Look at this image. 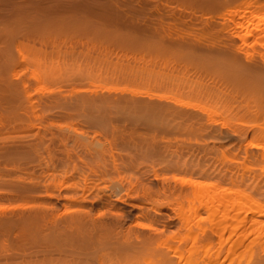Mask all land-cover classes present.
<instances>
[{"label":"rangeland","instance_id":"rangeland-1","mask_svg":"<svg viewBox=\"0 0 264 264\" xmlns=\"http://www.w3.org/2000/svg\"><path fill=\"white\" fill-rule=\"evenodd\" d=\"M74 1L0 0V218L45 206L39 197L49 183L54 196L62 182L87 176L91 192L122 186V229L135 244L133 235L150 234L151 244L121 254L109 245L86 251L82 240L60 244L0 226V264H264V210L247 202L264 209V115L254 114L261 101L234 79L250 68L246 52L261 73L264 61L259 47L239 51L224 19L243 0ZM164 32L180 42L170 44ZM76 136L99 147L90 153ZM102 151L107 164L114 156L116 171L88 159ZM186 179L209 184L208 194L201 198L181 184ZM73 199H53V215L72 214ZM245 201L258 213L243 211Z\"/></svg>","mask_w":264,"mask_h":264},{"label":"bare ground","instance_id":"bare-ground-1","mask_svg":"<svg viewBox=\"0 0 264 264\" xmlns=\"http://www.w3.org/2000/svg\"><path fill=\"white\" fill-rule=\"evenodd\" d=\"M66 1V0H65ZM98 1V0H97ZM128 1V0H127ZM212 1V0H211ZM223 1V0H222ZM225 1V0H224ZM229 1V0H228ZM6 2V1H5ZM17 2V1H16ZM74 2H80L81 1H74ZM85 2V1H84ZM160 2V1H159ZM203 2V1H202ZM207 2V1H206ZM211 3V2H210ZM214 3V2H213ZM220 3V2H219ZM225 3V2H224ZM7 4V3H6ZM162 4V3H161ZM198 4V3H197ZM222 4V3H220ZM91 5V4H90ZM93 5V4H92ZM153 5V4H152ZM25 6V5H24ZM34 6V5H33ZM77 6V5H76ZM76 6H73V7H76ZM58 7V6H57ZM72 7V6H71ZM80 7V6H79ZM101 7V5H100ZM104 7V6H103ZM153 7V6H152ZM159 7V6H158ZM227 7V6H226ZM60 8V7H59ZM193 8V7H192ZM228 8V7H227ZM103 9V8H102ZM156 10L159 11V9L156 7L155 8ZM104 10V9H103ZM195 10V9H194ZM193 10V11H194ZM106 11V10H105ZM157 12V11H156ZM16 13V11H15ZM158 13V12H157ZM156 13V14H157ZM161 13V12H160ZM10 14V13H9ZM173 14V13H172ZM158 15V14H157ZM164 15H165V12H164ZM171 15V14H170ZM226 15V14H225ZM160 17H162V15L159 14ZM224 16V14H223ZM165 17V16H163ZM166 17H168V14L166 15ZM205 17V16H204ZM112 18V17H111ZM169 19H171V17H168ZM172 18L174 19V16L172 15ZM176 18V16H175ZM226 18V19H225ZM146 19V18H145ZM168 19V20H169ZM177 19V18H176ZM224 19L225 20H228L232 23V29H233V35L235 36V38H237L239 41H240V46L238 47L239 51H242V47L247 45L249 47H252V48H257L259 47L260 50L258 51L262 61H264V0H243L242 3L239 5V7H234L233 10L229 11L228 14L226 15V17L224 16ZM212 20V19H211ZM144 21V20H143ZM146 22H148L147 20H145ZM199 21H201V19H199ZM198 21V22H199ZM61 22V21H60ZM162 22V21H161ZM167 23V22H166ZM196 23V21H195ZM207 25V22H205ZM148 24V23H146ZM145 24L146 26V29L147 28H150V27H147V25ZM158 24V22L156 23ZM155 24V26H156ZM224 24V23H223ZM52 25V24H51ZM130 25V24H129ZM150 24H148L149 26ZM49 26V25H48ZM47 26V27H48ZM153 26V24H152ZM154 26V27H155ZM214 26V25H213ZM221 26V25H220ZM81 27V26H80ZM136 27V26H135ZM142 27H143V24H142ZM160 27V25H159ZM164 27V26H163ZM162 27V28H163ZM181 27V26H180ZM223 27V26H221ZM75 28V27H74ZM157 28V26H156ZM161 28V27H160ZM161 28V29H162ZM169 28V27H168ZM211 28V27H210ZM165 29V28H163ZM221 29V28H220ZM151 30V29H149ZM170 30V28H169ZM167 30V31H169ZM173 30V28H172ZM175 30V29H174ZM195 30V29H194ZM222 30V29H221ZM220 30V31H221ZM45 31V29H44ZM55 31V30H54ZM153 31V30H152ZM163 31V30H162ZM165 31V30H164ZM171 31V30H170ZM178 31V30H177ZM180 31V30H179ZM6 32V31H5ZM95 32V31H94ZM108 32V31H107ZM149 32V31H148ZM151 32V31H150ZM161 32V30H160ZM96 33V32H95ZM113 33V32H111ZM119 33V32H118ZM145 33V32H144ZM163 33V32H162ZM162 33H157V35H162L164 36V34L166 32H164V34ZM171 32H169L170 34ZM177 33V32H176ZM108 34V33H107ZM169 34H165L166 35V38L168 36L171 37V35ZM195 34V33H194ZM114 35V34H113ZM117 35V34H116ZM128 35V33H127ZM154 35V34H153ZM168 35V36H167ZM175 35V34H174ZM108 37V36H107ZM113 37V36H112ZM115 37V36H114ZM134 39V37H132ZM148 38V37H147ZM168 38V42H170V44L172 45H177L176 43L180 42V38H179V41L174 38L170 39ZM30 39V38H29ZM115 39H117V37H115ZM160 39V38H159ZM174 39V40H173ZM112 40V39H111ZM175 41V43L173 41ZM183 40V39H182ZM185 40V39H184ZM192 40V39H191ZM199 40V39H198ZM39 41V40H38ZM49 41V40H48ZM51 41V40H50ZM121 41V40H120ZM177 41V42H176ZM190 41V39H189ZM195 41V40H194ZM229 41V40H228ZM60 42V41H59ZM58 42V43H59ZM167 42V43H168ZM196 42V41H195ZM201 42V41H200ZM231 42V40L229 41ZM162 43V42H161ZM33 44V43H32ZM199 44V43H198ZM231 43H229L230 45ZM145 45V44H144ZM181 45V44H180ZM197 45V44H196ZM196 45H194L195 47H197ZM226 45V44H225ZM224 45V46H225ZM33 46V45H32ZM168 46V44H167ZM202 45H200L201 47ZM204 46V45H203ZM209 46V45H208ZM232 45H230L229 47H231ZM44 47V46H43ZM226 47V46H225ZM190 48V47H189ZM219 48V47H218ZM228 48V46H227ZM12 49V48H11ZM208 49V48H207ZM220 50V49H218ZM177 51V50H176ZM200 51V50H199ZM199 51H197L199 53ZM222 51V50H221ZM12 52V51H11ZM205 52V50H204ZM197 55V53H196ZM198 56V55H197ZM24 58V57H23ZM22 58V59H23ZM245 60L248 62L247 64H249L250 68L248 69H245L244 71L241 72V74L238 76V73L236 71V73H233L236 74L238 76V78H236V76L234 77V79H236L238 82H235L238 84V86L240 87V90L241 92L246 95V96H252L254 97L256 100H260L261 101V105L262 107H259L258 109H255V112L254 114H257V113H260L261 115H264V73H261L260 71H257L256 70V67L251 65L249 61L252 60L253 58V52H246L245 53ZM225 60L227 59L226 56L224 58ZM222 59V61H225ZM227 61V60H226ZM231 61L230 59L228 60V62ZM233 61V60H232ZM231 63V62H229ZM233 63V62H232ZM235 64V63H234ZM238 64V63H237ZM230 65V64H229ZM233 65V64H231ZM230 65V66H231ZM243 65V64H242ZM8 66H10L8 64ZM238 68L237 70L240 71L239 69V66L236 65ZM248 66V65H247ZM255 67V68H252ZM240 67H241V64H240ZM227 68V66H226ZM232 68V67H230ZM236 68V67H235ZM243 68V67H242ZM228 70V68H227ZM264 70V69H262ZM235 72V71H234ZM236 80H233V81H236ZM13 81V80H12ZM11 82V81H10ZM17 84V83H16ZM14 86V85H13ZM236 86V87H238ZM27 88V87H26ZM76 91V90H75ZM83 94V93H82ZM29 96V95H28ZM107 99V98H106ZM104 100V103L105 101L107 100ZM102 100V99H101ZM100 101V100H99ZM82 102V101H81ZM91 103L93 101H90ZM98 102V100L96 101ZM103 102V101H102ZM99 103V102H98ZM74 105V103H73ZM95 104L92 103V106H94ZM102 105V103L100 104ZM145 105V104H144ZM148 105V104H147ZM71 106V105H70ZM98 106V105H97ZM119 106V105H118ZM142 106V105H141ZM182 106V105H181ZM72 107V106H71ZM70 108V107H69ZM98 108V107H97ZM120 108V106H119ZM143 108V107H142ZM154 108L156 109L155 111L157 112H160V113H169L170 116L171 114L175 115L176 111L172 110V109H169V108H166L164 106H160V105H156V107L154 106ZM117 109V108H116ZM152 110V109H151ZM104 112V111H103ZM106 112V111H105ZM81 115V114H80ZM173 115V116H174ZM92 118V117H91ZM190 118V117H189ZM95 120H97V118L95 117ZM94 120V121H95ZM93 121V120H92ZM198 122V121H197ZM145 125V124H144ZM264 134V133H262ZM82 136V135H81ZM83 137V136H82ZM79 138V139H78ZM262 138H264V135H262ZM64 140V139H63ZM74 140H79V144L82 145V147H85L87 148V150L90 152V150H94L95 148H98L99 147V142L98 141H95V139H93L92 141L88 142L87 139H80V137H77L74 139ZM69 141L66 139V142ZM71 141L73 142V140L71 139ZM62 142H65V141H62ZM84 142H87L84 143ZM64 144V143H62ZM65 145V144H64ZM81 147V148H82ZM257 148V146H256ZM12 150V149H11ZM87 151V152H88ZM14 153V152H13ZM91 153V152H90ZM89 153V154H90ZM101 154L99 153H95V155L92 157H88L91 158V161L93 160L95 163L99 162L101 164H96L97 166H100V167H113L112 169H114V171H116V167H117V164H116V161H115V158L114 156L111 154L110 155V158L108 159V161L111 159V163L112 164H107V160L104 159V154H105V151H102L100 152ZM40 159V158H39ZM38 159V160H39ZM87 159V160H88ZM90 160H88L89 162ZM106 162V163H105ZM86 163V162H85ZM68 165V164H65V166ZM91 165L92 164H82V167L83 168H91ZM178 165V164H176ZM63 166V168L65 167ZM72 167V170L75 169V167L71 164L70 165ZM127 166H129L127 164ZM182 166L185 168L187 166V164H182ZM192 167H195V169H198L200 170V167L198 165L196 166H193L191 165ZM67 167V170L69 169V165L66 166ZM109 167V168H110ZM189 167V166H188ZM62 168V169H63ZM61 169V170H62ZM71 169V168H70ZM210 169V168H208ZM65 172L67 170H65V168L63 169ZM89 170V169H88ZM92 170V169H91ZM105 170V169H104ZM55 171V170H54ZM64 171H62L64 173ZM75 171V170H74ZM118 171V170H117ZM221 171H224V172H220L217 171V173L220 175L222 174L223 176L226 175V173L228 172L227 170H221ZM60 172V171H59ZM61 172V173H62ZM69 172V171H68ZM155 172V171H154ZM62 173V174H63ZM82 173V172H80ZM29 174V173H28ZM54 174V173H53ZM57 174V173H56ZM83 174H84V171H83ZM58 176H60V174H57ZM66 175V174H65ZM80 175V174H79ZM21 176V175H20ZM55 176V175H54ZM86 176V175H85ZM84 176V177H85ZM156 177V175H154ZM80 177H83L82 174L80 175ZM79 177V178H80ZM233 176H230L229 178H231V180L233 179L232 178ZM172 181L174 180V182H176V177H172ZM20 179V178H19ZM18 179V180H19ZM86 179H87V176H86ZM86 179L84 178V180L82 181H77L75 183H72L66 187H64V183L62 182V184L58 185V194H53L54 196H52V194L48 193L49 190L48 189V185H50V183L47 185V188L45 190V196H40L39 199L41 198H45L47 200L46 205L47 207L45 206H42V208H37L36 209H29L30 211L26 212V214L24 215H16L14 214L12 217H11V220H5L0 218V226L1 227H7V228H10V227H21L19 229H22V231H27L31 234H43L42 237L46 238V241L48 239L51 240V242L53 241H57L58 240V243L61 242V239H66L67 240H75L76 241H83L84 244L82 245L83 247H79V248H83V249H86V251L90 248H94L95 250L97 251H100L102 249H104V247H106L107 245L110 246V249L111 251L113 252H116V253H125V251H131L132 248H135V249H138V248H143V247H146L148 248L149 245L151 244V236L147 235L148 237L147 238H141L139 237V235H133V239L134 241L136 242V244L134 242H132L130 239V231H126L124 233L125 230H123L122 228V223L124 224V220L122 222V214L120 213L121 211V206L120 204H124V205H127L126 204V201L123 200V198L120 196V191L123 189H121L122 186H119L120 187V191H119V187H114V188H111V190L107 189V188H103V189H100V190H96V191H93L91 192V190L88 188V184L86 183ZM176 179V180H175ZM23 180V179H22ZM22 180H19V182L21 183ZM230 180V179H229ZM228 180V181H229ZM48 179H46L45 182H47ZM181 184L186 186V184L188 185H191V186H194L196 187V190L199 194V196H201V198H203L204 196H206V194H208L209 192V188H211V186L209 184H202L200 182H196V181H192V180H187L184 182V180H181ZM38 182V181H37ZM40 182V181H39ZM44 182V181H43ZM35 185H36V182H34ZM200 183V184H199ZM234 182L231 181L230 184L231 185H235L233 184ZM23 184V183H22ZM47 184V183H46ZM41 185V183L39 184ZM45 185V184H44ZM44 185H42L44 187ZM38 186V185H36ZM14 187L16 188H19L16 186V184L14 185ZM24 186L22 185L21 188H23ZM62 187H64L66 190H67V196H66V193L64 195H62L61 193V190H62ZM45 188V187H44ZM69 188V190H68ZM64 189V190H65ZM149 189V188H148ZM148 189H146L145 191H148ZM48 191V192H47ZM208 191V192H207ZM211 191V190H210ZM35 192V190L33 191ZM63 192V191H62ZM70 192V194H68ZM151 192V190H150ZM30 193V192H29ZM64 193V192H63ZM78 193H80V195L78 197H75L73 199V196L75 195H78ZM132 193V191H131ZM220 193H223V191L219 192L218 195L220 196V198L222 200H224L223 197H226V196H223V194H220ZM39 194V193H38ZM37 194V195H38ZM151 194V193H150ZM69 195L71 197H69ZM13 196V195H12ZM56 196V197H55ZM141 196V195H140ZM139 197V196H138ZM36 198V197H35ZM32 199V197L30 198ZM53 199L59 201V200H65L67 199L68 200H72L73 199V202L77 203V207L75 209V211H72L73 213L72 214H68L66 213L65 215V211L64 212V217L63 215L62 216H58L57 215H53V210H55V206L54 204L56 203V201H54ZM52 200V201H50ZM66 201V202H67ZM239 201V200H238ZM247 201V200H246ZM246 201L244 202V207H242L241 204L240 207H238L239 205L237 206H234L236 208H234L235 211H238V208H239V211L242 210L243 208V211L245 209V211L248 213H250V211L253 209V208H257L258 210L257 211H262L264 209H260L259 210V206L256 205L255 203L253 202H248V205L251 204L252 207H249L248 205L245 207L246 205ZM209 202H212L211 200ZM65 203V202H64ZM71 203V202H70ZM208 202H206L207 204ZM129 204V203H128ZM223 204H225V202H223ZM255 204V206H254ZM54 206V207H53ZM73 206V205H72ZM225 206V205H224ZM74 207V206H73ZM138 207V206H137ZM242 207V208H241ZM247 207H249L247 209ZM67 209V208H66ZM123 209V208H122ZM241 209V210H240ZM247 209V210H246ZM249 210V211H248ZM27 211V210H26ZM21 212V211H20ZM123 212V211H122ZM245 212V218H246V221H247V214ZM252 213H258V212H255L254 209L251 211ZM71 213V212H69ZM236 213V212H235ZM251 213V214H252ZM224 214L225 215V219L227 218L228 219V211H224ZM237 214V213H236ZM236 214H234L233 216H237ZM13 218V219H12ZM250 220V219H248ZM167 222V221H165ZM164 222V223H165ZM245 222V221H244ZM252 222V221H250ZM137 225L139 223H136ZM166 224V223H165ZM164 224V225H165ZM136 225V226H137ZM163 225V224H162ZM163 225V226H164ZM135 226V225H134ZM139 228H141L142 226V229H144L145 227L148 229V230H152L154 231L155 228L153 227V229L150 227H147V225L143 226L141 224L138 225ZM137 226V227H138ZM162 227V226H161ZM118 229L122 230L121 233L120 232H116L118 231ZM163 229V228H162ZM205 230H203V232L205 233ZM16 231V230H15ZM21 231V232H22ZM28 233V234H29ZM30 234L31 238H33V236ZM154 234V233H153ZM152 234V236H153ZM24 235V234H23ZM27 235V234H26ZM155 235V234H154ZM156 236V235H155ZM36 237V236H35ZM195 237H197V235H195ZM8 238V237H7ZM41 238V237H40ZM154 239V238H153ZM6 240V239H5ZM19 240V239H18ZM45 241V240H44ZM49 241V240H48ZM60 241V242H59ZM50 242V241H49ZM73 242V241H72ZM57 243V242H56ZM62 243H64L62 241ZM71 243V242H69ZM61 244V243H60ZM78 244V243H77ZM72 245V244H71ZM62 246V245H61ZM81 246V245H80ZM100 247V249H99ZM44 248V247H43ZM52 249V248H51ZM127 249V250H126ZM130 249V250H129ZM140 250V249H139ZM134 251V250H133ZM142 251V250H141ZM39 253V252H38ZM179 255V254H178ZM66 256V255H65ZM177 256V255H176ZM182 255H179V257H181ZM35 257V256H34ZM166 257V256H165ZM65 259V258H63ZM57 260V259H56ZM60 262V261H59ZM59 264V263H58Z\"/></svg>","mask_w":264,"mask_h":264}]
</instances>
